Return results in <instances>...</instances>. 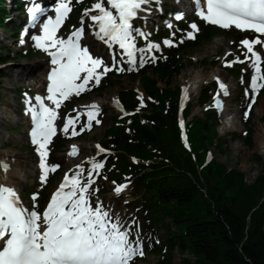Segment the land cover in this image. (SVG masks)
Wrapping results in <instances>:
<instances>
[{
    "label": "trees",
    "instance_id": "16d2710c",
    "mask_svg": "<svg viewBox=\"0 0 264 264\" xmlns=\"http://www.w3.org/2000/svg\"><path fill=\"white\" fill-rule=\"evenodd\" d=\"M94 1L74 0V17ZM27 4V0H12V9L24 14ZM7 5L8 0H0V26L8 27L11 23L18 30L16 24L7 21L11 17ZM196 23L199 31L194 32V39L186 38L193 31L190 24L181 22L178 36L184 39L182 43L174 41L164 54H158L155 61L145 63L137 71L127 67L118 72V68H113L95 86L93 91L102 93L124 74H139L137 88L141 90V86L153 98L143 97L141 101V94L133 88L119 91V98L131 113L114 116V124L100 139L110 150L105 155L103 173L119 183L132 181L133 204H138L137 208L149 218L145 223L147 250L158 255L156 264H174L176 249L193 256L184 257L179 264H264V165L262 172L249 182L246 171L209 157L212 148L229 150L218 131L219 114L212 106L216 82L201 89L197 101L204 110L200 114L194 112L192 102L181 110L180 86L161 89L154 78L179 74L185 67L184 54L217 35L218 30L204 20L198 19ZM15 30L12 39L18 37ZM230 31L237 41L246 35L253 36L249 32ZM154 35L153 39H173L168 29ZM33 50L38 53L35 47ZM7 51L0 50V65L14 58ZM228 71L238 76L241 69L232 64ZM244 95L242 91L241 96ZM181 113L185 132L180 126ZM244 122L246 128L235 139L253 148L251 115ZM67 141L58 135L52 151L61 149ZM254 156L262 161L260 153ZM51 159L54 161L55 157ZM35 204L42 209L40 203ZM161 231L165 238L159 236Z\"/></svg>",
    "mask_w": 264,
    "mask_h": 264
},
{
    "label": "snow or ice",
    "instance_id": "6c2138e0",
    "mask_svg": "<svg viewBox=\"0 0 264 264\" xmlns=\"http://www.w3.org/2000/svg\"><path fill=\"white\" fill-rule=\"evenodd\" d=\"M153 2L159 3V0H106V7L104 0H97L92 8L84 12V16H89L94 10L98 12L90 16L94 22L93 26H98L97 35L106 44H118L126 54L127 62L133 66L128 69L129 71L137 64V52H151L160 48L159 44L153 42H149L146 48H137L134 42L133 33L146 40L150 36V33L135 28L132 21L139 18L138 14L141 11L149 13L151 8L145 6ZM70 4L71 0H59L55 7V18L48 16L41 26L42 35L32 37L36 42L35 46L47 52L51 57V64L56 66L48 75L50 81L48 95L36 96L35 104L32 103V98L27 100L30 105L27 111L34 122L31 137L40 156L42 183H46L49 171L54 172L60 167L46 163L50 151L48 146L57 133L55 126L58 118L57 109L71 95L78 96L81 92L89 90L87 87L89 81L94 80L98 84L101 76L112 70L104 66L102 71L97 73L96 70L101 68L104 62L93 58L88 49L81 46L80 38L84 33L83 18L82 26L75 29L67 39L57 36L58 29L72 10ZM195 4L197 15L207 23L225 29L234 26L257 34L252 40L244 38L240 41V45L246 49L243 53L244 60L237 56L225 64L231 66L250 61L254 68L250 89H246V95L249 91L252 93L251 102L248 104V109L251 110L259 91L264 89V73L261 69L264 40L260 39V36L264 35V0H195ZM27 11L29 22L35 26L45 14L46 8L41 7L39 3H33ZM175 18L181 19L182 14H177ZM168 27L171 28L172 25L169 24ZM190 28L193 31L188 32L186 38L194 39V32L199 29L195 23H192ZM20 42L24 43L23 39ZM163 43L173 45L171 39H166ZM256 46H259L260 50H257ZM151 59L154 61L155 57ZM145 62L142 56L139 66L143 67ZM117 70L124 71L123 68ZM81 73H84L83 77ZM217 83L214 106L222 110L224 105L221 96H228L229 89L219 78ZM184 91L187 96V89ZM45 99L51 101L55 107L46 105ZM140 99L143 101L142 95ZM86 108L95 109L96 112L85 113L88 119L81 125V131L90 128L93 120L97 124L100 123L96 119V115L99 114L98 105L91 104ZM247 117L246 111L245 118ZM78 120L79 114L73 119H66L61 131L67 134L69 127L72 126L71 135H77L75 122ZM180 124L183 127V121H180ZM96 147L100 152L106 151L99 145ZM77 152V146L73 145L69 155H76ZM90 163L91 169L88 170L86 177L81 165H77L78 171L71 177L65 174L43 212L36 210L35 201L38 193L33 194L34 203L29 209L23 205L13 187L0 184V241H4L0 246V264H131L137 256L144 255L138 222L133 218L131 223L124 224L120 217L106 209L102 202L92 200L93 194L98 191L92 187L95 183L93 172L100 175L98 170L102 169L104 164L95 162L94 159ZM8 168L6 161H0V170L6 172ZM113 184L117 195L128 186L127 183L116 184L115 181Z\"/></svg>",
    "mask_w": 264,
    "mask_h": 264
},
{
    "label": "rangeland",
    "instance_id": "374dc122",
    "mask_svg": "<svg viewBox=\"0 0 264 264\" xmlns=\"http://www.w3.org/2000/svg\"><path fill=\"white\" fill-rule=\"evenodd\" d=\"M96 2L97 0H95L90 6L87 5L84 7V10L90 9V7ZM33 3H39L41 7L45 4L50 8V12L43 16V20L37 25V28L30 32V34L37 36L42 35L41 26L48 16H51L53 19L55 18V7L59 1L34 0L30 3L28 8H30ZM104 3L107 7L106 0H104ZM11 4L12 0H8L9 6H7L9 7L11 14L10 21L14 24H22L25 27L29 22V19L26 23L24 21V16L17 15L15 10L12 9L13 6H11ZM70 7L72 9L71 4ZM145 7H150L151 11L149 13L141 11L139 18L132 21L134 27L137 29H141V27L148 29L150 36L160 29H168L174 41L180 42L182 40L180 39L181 36H178L180 35L178 22H187L190 25L195 23L197 25L196 22L198 18H200L197 15L188 13L183 20L178 21L174 15L176 10H179L178 8H183L180 0H159V3L153 2ZM72 12L73 10L69 12L65 24L57 33L58 37L67 39L75 29L82 26L81 20L83 18L84 33L80 38V44L83 48L88 49L89 54L93 58L101 59L104 62L102 67L96 70L97 73H100L104 66L111 69L116 66L118 68L119 66H122L123 68L130 66L127 62L126 54L119 47H115L114 44L108 46L100 39L99 35H97V27L93 26L94 22L90 19V16L96 15L98 12L92 11L89 16L78 17L77 21L79 23H77L76 17L70 19L71 16H74L71 15ZM158 20H162L163 23H157ZM169 24L172 25L171 28L168 27ZM215 28L218 30V33L211 41L204 43L202 46L190 49L184 54L183 57L186 59L185 67L179 74L175 75L173 78L161 79L157 76H154V78L157 80L158 86L161 89L180 86L184 92L182 95L183 102H192L194 104V112L200 114L203 113L204 107H201L198 104L197 98L204 85L213 81L217 82V78H219L220 81L229 87V95L223 96V109L219 110L214 106L219 114L220 123L218 125V131L224 137L229 150L222 152L219 149L212 148V156L225 162L231 168L237 167L240 170L246 171L248 181L252 182L262 172L264 165V152H262L260 148V138L261 135H264V89L259 91L256 96V102L252 105L251 110H249L248 104L251 102L252 93L249 91L248 94L243 97L241 96V93L244 89H250V79L254 74V68L250 61H245L244 63H235L237 67L241 69L240 75L237 76V74H232L228 71V66H225L226 62L234 60L237 56H239L241 60H244L243 53L246 49L240 45V40L237 41L231 37V31L229 30H232L233 27L229 30L225 28ZM13 30H15V28L11 23L8 27L0 26V50H8L5 53L14 57L7 63L3 64V66H0V161L4 160L9 165L6 172L2 170L8 178L10 171H16L18 179H13V182L17 183L16 185H13V187L21 194L25 205L29 206L31 209L33 205L30 200H32L33 194L38 193L39 195L37 199L39 200L40 205L46 207L50 200V194L59 186L61 178L65 173L71 177L76 171H78L77 165H81L84 169V177H86L88 170L91 169L90 161L94 159L95 162H102L104 164L105 159L103 154L108 152L109 149L105 148L106 152H100L96 146L103 145L100 142V139L103 137L105 130L114 124L113 117L121 116L123 113L120 108L115 105V102L118 101L119 98V91L128 88L136 89L140 75L126 73L121 79L113 80L112 85L102 93L93 91L95 86H98L99 83H95L94 80L89 81L87 86L89 90L81 92L78 96L71 95L69 99L71 101L68 103L63 101L59 108L58 135H63L64 138L69 141L63 148L53 152L52 155L56 159V164L51 163L49 160L51 156V147L50 145L48 146L50 151L46 158L47 164L60 165V167L54 172H51L46 183H42L40 156L36 151L37 146L32 143L31 138L28 135L29 129L27 122L21 119L22 116H27V112L23 109L26 108L25 102L27 99L23 97L24 93L23 95L20 94L21 90V93L28 90L27 94H30L29 92L31 91L33 94L32 96L34 97L40 89L39 86L34 85L30 79L21 78L18 74V68H32L37 64H42V74L45 76V69L49 67L47 58L48 54L42 48V51L39 54L33 52L32 44L28 42L27 38L29 36L28 30V33H18V35L21 36L18 41L11 38ZM173 33H175V35H173ZM133 35L135 36L134 42L136 47L146 48L148 42L146 45H143V43L140 46L137 43L139 38L143 39V37L136 35V33H133ZM21 39L26 41L21 43ZM260 39L264 40V36H261ZM164 40L166 39H154L152 41L159 44L164 51L168 47V45L163 43ZM256 49L260 50V47L256 46ZM25 51L28 54L27 57L21 56L20 53ZM261 55L262 58H264V51L261 52ZM142 56L146 61L149 60V58L154 57L152 51H145L144 53L137 52L136 59L138 60V65L134 67L140 68L139 62ZM263 63L264 59H262L261 63L262 73H264L262 66ZM37 70H41V67H37L35 71ZM137 70L138 69H136V71ZM150 75L153 76V73H150ZM212 75L213 77H211ZM103 76L104 75L101 77ZM197 76H199V78ZM202 77H205L206 79H203L201 83L196 84V81L200 80ZM192 86L193 90L197 87V92L194 91L193 94H190L189 91ZM139 87L145 98L153 100L152 96H150L147 91L143 90L141 86ZM19 88H21V90ZM185 89H187V96H185ZM214 96L212 97L213 105L215 104ZM98 99L101 101L103 99L105 101V104L98 105L99 114L96 115V119L99 120L100 123L97 124L95 120H93L90 128H85L84 131H81V125L85 124L88 119L85 113L91 111L95 114L96 112L95 109L86 108V106L93 104V102H97ZM70 103H72V105H70ZM206 106L208 107L209 103ZM246 111L248 112V116L251 114V124L254 130L253 148H249L244 142L235 139L237 134L241 133L246 128L244 122L246 119ZM78 114H81L79 115V120L75 122V129L78 134L75 136L71 135L72 126L69 127V132L67 134L62 132L61 129L63 128L66 119H73ZM77 142H82L85 148L80 147L76 155H69V152L71 151L70 147ZM255 153L261 154L262 161L256 160L254 156ZM98 171L100 175H96V173L93 172L95 183L92 187L98 189V191L93 194L92 200H99L102 202L105 208L118 215L121 222L124 224L131 223L133 218L138 222L144 255L137 256L131 264H156L158 261V255L147 250L148 239L146 236L147 232L145 223L149 221V218L143 211H140L137 208L138 204H133L135 197L131 193V181L126 182L128 186L117 195L114 192L115 185L113 184V181H115L116 184H119L116 179H114V177H107V175L103 173L104 169H99ZM28 174L30 177L27 176ZM24 177L29 179V181L23 183L21 188L20 186H17L19 185L17 181H22ZM84 177L81 179L83 180ZM104 177H107V179ZM135 230V226H133V231ZM159 236L165 238L166 234L161 231V235L159 234ZM184 257L190 259L193 258L190 252L187 251L182 253L176 249L174 252V264H179Z\"/></svg>",
    "mask_w": 264,
    "mask_h": 264
},
{
    "label": "bare ground",
    "instance_id": "6f19581e",
    "mask_svg": "<svg viewBox=\"0 0 264 264\" xmlns=\"http://www.w3.org/2000/svg\"><path fill=\"white\" fill-rule=\"evenodd\" d=\"M180 2L182 3L184 8H187V9L189 8V0H180ZM42 7L46 8L45 14L46 13L48 14L50 12V8L47 5L44 4ZM45 14L43 16H45ZM43 16H41L40 18H42ZM32 29H34V27H32ZM24 41H26V40H24ZM37 67H41V70L35 71V69ZM45 68H43V69H45ZM47 68L45 69V71H47ZM42 71H43L42 70V64H37L36 66H34L32 68H28V67H19L18 68V74H19V76H21V78L30 79L32 81V83L34 85H38L41 90L45 89L46 86L49 85L48 76L47 77L43 76ZM197 77L199 78V76H197ZM211 77H213V75ZM203 79H206V78L202 77L200 80L196 81V84L197 83H201L203 81ZM228 89H229V87H228ZM189 93L190 94L194 93L193 86L190 87ZM221 100H223V96H221ZM104 102L105 101L103 99H102V101L100 99H98L97 102H93V104L100 105V104H103ZM115 105L118 106V104L116 102H115ZM113 106H114V104H113ZM21 119L26 121L27 117H23L22 116ZM73 145L77 146L78 149L80 147L85 148V146H84V144L82 142L81 143L77 142V143L72 144V146ZM70 148H72V147H70ZM260 148H261V151L264 152V135H261V138H260ZM27 176L30 177L29 174ZM13 179L14 180L18 179L16 171H13V170L10 171L9 178H8V176H6V174L2 170H0V184H3L5 186L13 187L12 185H16L17 184V183L13 182ZM28 181H29V179L24 177V179L22 181H20V180L17 181L18 184H19L17 186H20L22 188V186H23L22 184L23 183H27ZM3 243H4V241H0V246H2Z\"/></svg>",
    "mask_w": 264,
    "mask_h": 264
}]
</instances>
